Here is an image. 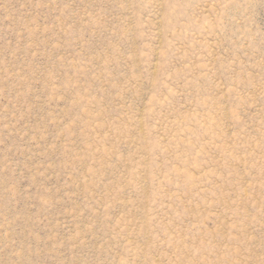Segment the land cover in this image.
<instances>
[{"label":"rangeland","instance_id":"rangeland-1","mask_svg":"<svg viewBox=\"0 0 264 264\" xmlns=\"http://www.w3.org/2000/svg\"><path fill=\"white\" fill-rule=\"evenodd\" d=\"M0 264H264V0H0Z\"/></svg>","mask_w":264,"mask_h":264}]
</instances>
